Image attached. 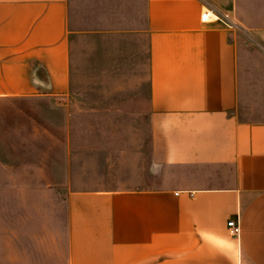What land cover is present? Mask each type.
Instances as JSON below:
<instances>
[{"label":"crops","instance_id":"1","mask_svg":"<svg viewBox=\"0 0 264 264\" xmlns=\"http://www.w3.org/2000/svg\"><path fill=\"white\" fill-rule=\"evenodd\" d=\"M122 1L84 30L70 0H0V102L49 105L40 132L58 162L42 172L62 183L65 208L50 211L67 242L33 257L15 241L0 264H264V120L243 119L239 101L264 95V62L247 74L236 32L200 16L248 21L240 12L256 4L264 20V0ZM79 35L128 41L132 74L117 81L142 82L146 63L145 90L80 106Z\"/></svg>","mask_w":264,"mask_h":264},{"label":"rangeland","instance_id":"2","mask_svg":"<svg viewBox=\"0 0 264 264\" xmlns=\"http://www.w3.org/2000/svg\"><path fill=\"white\" fill-rule=\"evenodd\" d=\"M73 27L91 30L105 16V22L114 17L115 11L123 4L122 0H70ZM254 9L244 8L236 18L246 29H239L236 38L241 52L249 56L248 65L263 64L264 41L258 28L260 14ZM246 7V6H245ZM101 16V18H97ZM98 22V23H97ZM251 22V23H249ZM101 23V22H100ZM79 35L77 50L78 69L74 83L76 102L85 107L96 98L109 96L118 89H144L147 82V64L139 65L143 81H117L132 74L130 58H126L128 41L104 38L98 40ZM94 53V54H93ZM125 55L123 59L119 55ZM94 56V57H93ZM102 57V58H101ZM242 118L245 120H264V95L261 92L250 97L247 93L239 96ZM48 105V104H47ZM49 105H37L29 102H0V254L12 257L15 253V241L20 254L32 255L38 248L62 251L67 246L65 227L58 229L54 214L50 209L65 208L64 191L56 181L44 180L43 164L47 161L57 165V149L51 147L49 135L40 132L44 119L39 114ZM53 115V114H51ZM80 124H87L85 113L78 117ZM145 120V118L143 119ZM86 139L87 133H83ZM48 141H47V140ZM87 140V139H86ZM56 146V144H53Z\"/></svg>","mask_w":264,"mask_h":264},{"label":"built area","instance_id":"3","mask_svg":"<svg viewBox=\"0 0 264 264\" xmlns=\"http://www.w3.org/2000/svg\"><path fill=\"white\" fill-rule=\"evenodd\" d=\"M201 16V21L203 23H211L212 21H218L222 25L231 31H237L239 29H246L240 21L231 12L220 11L215 8L205 9ZM229 233L232 237H237L241 233V225L237 221H230L228 223Z\"/></svg>","mask_w":264,"mask_h":264}]
</instances>
